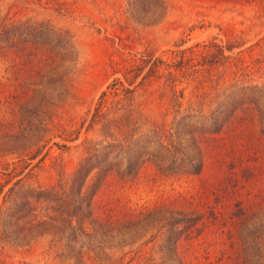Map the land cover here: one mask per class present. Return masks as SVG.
Here are the masks:
<instances>
[{
	"label": "trees",
	"instance_id": "obj_1",
	"mask_svg": "<svg viewBox=\"0 0 264 264\" xmlns=\"http://www.w3.org/2000/svg\"><path fill=\"white\" fill-rule=\"evenodd\" d=\"M240 45L209 40L170 49L169 58L147 54L133 67L127 86L113 78L99 93L88 125L112 113L120 131L119 118L129 122L141 114L133 105L136 89L161 78L172 106L169 126L92 145L67 187H28L25 198L13 203V228L2 238L49 235L58 254L77 262L97 256L102 264H264V144L252 134L264 136V83L244 78L250 65L241 50L232 51ZM74 58L65 31L42 21L0 18V154L17 150L31 160L44 148L50 139L44 106L52 98L62 101L68 89L59 87ZM218 66L224 71L231 67V80L221 87L224 74L214 71ZM189 81L194 103L182 106ZM109 95L120 96L106 107ZM206 160L216 177L212 186L197 192V200L179 195L176 203L130 207L114 199L99 218L93 211V194L110 173L133 178L150 162L162 174L188 177L198 175ZM92 172L95 181L85 189ZM11 178L0 184V193ZM19 181L21 177L7 187L2 200L20 188ZM38 203L44 215L34 213ZM115 250L119 255L112 254ZM127 252L132 255L124 261ZM135 257L142 261L132 263Z\"/></svg>",
	"mask_w": 264,
	"mask_h": 264
},
{
	"label": "rangeland",
	"instance_id": "obj_2",
	"mask_svg": "<svg viewBox=\"0 0 264 264\" xmlns=\"http://www.w3.org/2000/svg\"><path fill=\"white\" fill-rule=\"evenodd\" d=\"M160 1L163 5L157 0H0V18L46 22L68 34L75 53L59 87V90L64 86L68 89L62 101L52 98L44 106L43 115L50 134L47 144L31 160L25 159V155L17 150L0 154V184L7 176L12 177L0 193V264H102L92 251L88 253L93 260L78 262L68 258L67 253L58 254L49 235L28 233L23 239L15 240H6L2 236L12 230L16 216L13 203L25 198L28 187L42 189L57 184L67 187L71 172L92 145L104 144L113 136L149 132L155 125L169 126L172 106L168 102V93L159 84L161 78L136 89L133 105L140 107L141 114L132 115L129 122L119 118L120 131L115 128L117 114L112 113L88 125L101 90L115 77L127 86L133 67L140 64L141 58L147 54H151V58L158 55L169 58L170 49L179 50L209 40L219 43L234 40L241 45L233 47V53L241 50L245 62L250 65V68L246 67L244 78L264 83L262 0ZM230 68L224 71L223 66H218L214 70L218 76L224 74L220 87L231 80ZM146 69L147 65L132 85ZM191 93L194 90L189 81L184 88L182 106L190 101L194 103ZM118 96L109 95L106 107ZM104 123L110 124L103 126ZM252 134L264 144V136L258 138L254 130ZM39 157L41 159L37 160ZM208 161L198 175L188 177L162 174L150 162H145L133 178L110 173L99 182L93 194V211L99 218L103 206L113 204L114 199L130 207L150 206L162 201L176 203L175 197L179 195L197 200V192L212 186L216 177ZM19 177L20 188L15 186L2 200L7 187ZM94 177L93 172L87 176L85 189L93 185ZM177 200L178 204L183 202ZM116 207L112 209L113 214L118 210ZM34 211L44 215L43 204L38 203ZM112 254L119 255V252L115 250ZM130 255L131 252H127L124 261ZM140 261L141 258L135 257L132 263Z\"/></svg>",
	"mask_w": 264,
	"mask_h": 264
}]
</instances>
